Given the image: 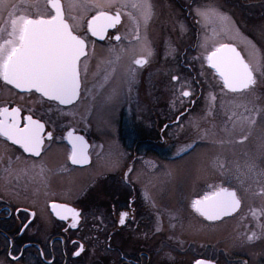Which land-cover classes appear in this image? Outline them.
I'll use <instances>...</instances> for the list:
<instances>
[{"label":"flooded vegetation","instance_id":"obj_1","mask_svg":"<svg viewBox=\"0 0 264 264\" xmlns=\"http://www.w3.org/2000/svg\"><path fill=\"white\" fill-rule=\"evenodd\" d=\"M251 1L245 5L259 7L253 18L260 25L256 30L264 32L259 22L264 4ZM134 2L60 0L66 21L87 46L80 63L81 99L75 104L21 93L0 80V108H20L22 117L32 115L53 135L41 157L0 137V264H264L259 228L264 224V113L246 110L253 101L264 108V82L258 84L254 72L249 89H224L246 95V102L233 107L232 142H227L233 146L209 149L198 135L188 148L180 147L183 129L199 119L205 98H215L222 86L209 67L207 77L214 83H203L199 69V0H147L152 6L147 20L138 9L123 6ZM51 11L49 0H40L23 14L47 17ZM98 11L121 13L120 24L104 40L88 31ZM4 16L0 27L8 12ZM136 60L147 62L141 66ZM184 91L190 95L184 97ZM214 100L211 106L217 108ZM249 119L255 123L249 125ZM70 131L86 141L83 164L71 163ZM205 153L212 163L202 166L198 161ZM192 168L206 177L180 176ZM221 188L236 192L240 207L209 221L194 202ZM52 204L79 212L76 227L71 218L59 219ZM254 234L258 238L249 241Z\"/></svg>","mask_w":264,"mask_h":264},{"label":"snow or ice","instance_id":"obj_2","mask_svg":"<svg viewBox=\"0 0 264 264\" xmlns=\"http://www.w3.org/2000/svg\"><path fill=\"white\" fill-rule=\"evenodd\" d=\"M49 5L52 10L50 15L32 18L23 14L31 5L0 0V18L3 17L4 12H8V19L0 27V41H2L0 42V80L21 93H37L59 105H73L81 99L80 63L81 58L87 56V46L85 40L74 34L72 26L66 21L60 0H49ZM75 6L69 5V7ZM79 6L87 7L85 4ZM123 6L138 9L145 20L148 19L152 7L147 0H135L131 5L125 3ZM197 14L205 19H215L221 24L231 25L228 17L214 9L197 10ZM120 22L119 11L114 14L98 11L89 20L88 31L91 36L104 40L109 29H116ZM113 38L116 41L121 40V36L117 34H114ZM254 56L255 65L250 66L236 48L221 44L211 51L206 59L208 65L222 79V88L235 93L252 87L255 84L254 71L264 69V58L258 55V50H255ZM146 62L135 61L141 66ZM172 79L178 80L179 77L173 76ZM182 95L188 97L190 93L184 91ZM246 110L264 113V108L257 109L254 101L250 109L246 106ZM247 123L254 124L255 120L249 119ZM236 127L237 125H234V128ZM238 127L243 133L244 123H240ZM0 137L18 145L25 153L35 157H41L45 140L53 139L51 131L45 132L43 123L33 119L32 115L22 117L21 109L18 107L0 108ZM68 142L72 148L71 163L76 165L87 162L86 141L83 136H76L70 131ZM194 206L205 219L216 221L236 212L240 207V200L236 192L221 188L196 200ZM51 207L59 219L71 218L72 227H76L79 212L56 204H52ZM31 215L34 216V213ZM126 217L127 213H123L121 225H124ZM259 228L264 234V224L259 225ZM255 238L258 237L254 234L248 239L251 241ZM80 250H83L82 247ZM75 255H80V252L77 251Z\"/></svg>","mask_w":264,"mask_h":264},{"label":"rangeland","instance_id":"obj_3","mask_svg":"<svg viewBox=\"0 0 264 264\" xmlns=\"http://www.w3.org/2000/svg\"><path fill=\"white\" fill-rule=\"evenodd\" d=\"M97 1L106 3V6L113 5L117 2V0ZM10 2L15 4L21 3L31 5V7H28L27 9L33 10L39 4L40 0H10ZM251 2V4H257L258 2L264 4V0H254V2ZM213 9L228 17L231 21V25L228 26L226 24H221L215 19H205L203 16L199 15V23L203 26V28H200L201 34L199 40V54H197V57H199V69H201L204 75L203 83L206 84L214 83L212 81V76L207 77L208 73L210 74V72L208 71V67H211L208 65L206 56L221 44L237 45L242 51L243 57L250 64V66L255 65V50H258V55L261 58H264V32L256 30L260 29L256 27L260 25L258 24V22H254L253 18L257 12L260 13L259 7H257L256 5H253V7H249L247 6V4L245 5V0H199L200 11H209ZM4 13L3 17L0 18V20H5ZM261 17L262 20L259 22L264 23V15H261ZM250 26H252V29H249ZM249 30L253 31V36L251 39L252 41H248L247 39ZM253 46H255V48H253ZM254 72H257L258 74V84L260 82L263 84L264 69L256 70ZM221 80H218L217 82L222 85ZM215 93L216 99L211 97L205 98L204 106L202 108V111L199 113V119H193L192 121H189L186 127L183 129L181 134L184 136L181 141H179L180 147L188 148L189 146L187 145V142L195 140L194 138H196L198 135L199 137H201V135H204V141L208 143L209 146L207 148L209 149H211L212 147L215 148L216 146L221 148H229L230 146H233L227 144V142H232L230 136L231 130L229 128L230 125L233 124L235 117L232 112L234 109L233 107L236 106V104H242L246 102L244 97L246 95H229L225 92L222 86L218 89L216 88ZM210 95L211 93L208 94V96ZM214 99L218 102H216ZM213 100L216 106H218L217 108H213L211 106L212 103L210 102H212ZM106 113L107 111L102 109L101 114L105 115ZM256 127H259V122L256 124L255 128ZM252 131H255V129H253ZM226 158L229 159L228 156H226ZM198 163L202 166H204L203 164H211L212 156L208 153H205L200 161H198ZM192 170L193 171H189L191 172L190 175L180 176L183 179H186V181L200 180L206 177V174L201 173L200 170L198 171V168H192ZM173 179L179 180L176 174H173ZM240 190L244 195L246 194L248 189L241 188ZM186 196H189V194L187 193Z\"/></svg>","mask_w":264,"mask_h":264},{"label":"water","instance_id":"obj_4","mask_svg":"<svg viewBox=\"0 0 264 264\" xmlns=\"http://www.w3.org/2000/svg\"><path fill=\"white\" fill-rule=\"evenodd\" d=\"M228 45H230V44H228ZM230 46H232V47H234V48H236V50L240 53V55L243 57V55H242V53L237 49V47L236 46H234V45H230ZM244 58V57H243ZM244 60H245V58H244ZM245 62H247L246 60H245ZM218 74V73H217Z\"/></svg>","mask_w":264,"mask_h":264}]
</instances>
